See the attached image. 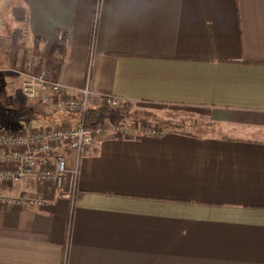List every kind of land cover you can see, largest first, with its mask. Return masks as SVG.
I'll use <instances>...</instances> for the list:
<instances>
[{
  "label": "crops",
  "instance_id": "1",
  "mask_svg": "<svg viewBox=\"0 0 264 264\" xmlns=\"http://www.w3.org/2000/svg\"><path fill=\"white\" fill-rule=\"evenodd\" d=\"M12 19L0 107L16 133L79 124L24 99L15 71L31 51L69 98L88 81L228 134L103 135L81 153L74 202L71 176L63 191L0 186L45 199L0 204V264H264V0H22Z\"/></svg>",
  "mask_w": 264,
  "mask_h": 264
},
{
  "label": "built area",
  "instance_id": "2",
  "mask_svg": "<svg viewBox=\"0 0 264 264\" xmlns=\"http://www.w3.org/2000/svg\"><path fill=\"white\" fill-rule=\"evenodd\" d=\"M61 39V36H60ZM22 63L15 71L22 78L21 92L28 102L42 100L52 112L59 109L75 112L79 124L75 127H61L49 130L26 132H0V186L18 185L34 178L37 183L47 184L55 191H63L66 177L71 176V190H64L62 197L75 198V181L78 176V164L82 151L93 145L95 139L122 130L119 123L94 124L86 123L87 113L92 108L105 107L109 110L125 111L128 103L112 96H98L91 89L89 82L72 97H68V87L52 79L45 57L25 52L20 56ZM127 134V130L123 132ZM145 136H161L164 131L149 128L140 131ZM138 134L137 136H140ZM75 155V165L69 169L66 151ZM0 204L19 207H42L45 199L21 193L7 196L0 193Z\"/></svg>",
  "mask_w": 264,
  "mask_h": 264
},
{
  "label": "rangeland",
  "instance_id": "3",
  "mask_svg": "<svg viewBox=\"0 0 264 264\" xmlns=\"http://www.w3.org/2000/svg\"><path fill=\"white\" fill-rule=\"evenodd\" d=\"M19 3L21 4L22 0H0V34L3 35L0 37L1 40L4 38L9 39L13 32L11 31L13 9L20 6ZM11 78L14 83H20L19 78L13 73L11 74ZM107 110L109 112L101 114L97 123L115 124L118 122L119 125L123 126V132L127 130V134L121 131L117 132V135L122 137L137 136L141 130L143 131L149 128H155L164 132L182 131L209 136L228 134L226 128L213 127L207 122L195 119L192 115L184 112L176 113L177 111L174 108H166L164 106H132L128 103L125 111ZM7 116L8 113L6 110L0 107V132L17 131ZM67 160L69 161L68 156Z\"/></svg>",
  "mask_w": 264,
  "mask_h": 264
},
{
  "label": "trees",
  "instance_id": "4",
  "mask_svg": "<svg viewBox=\"0 0 264 264\" xmlns=\"http://www.w3.org/2000/svg\"><path fill=\"white\" fill-rule=\"evenodd\" d=\"M108 112L109 111L105 107H99L97 109L90 110L87 113V117H86L87 125L91 126V125L96 124L99 116H101V114H103V113H108Z\"/></svg>",
  "mask_w": 264,
  "mask_h": 264
}]
</instances>
